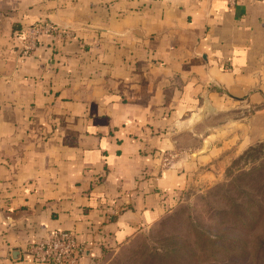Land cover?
<instances>
[{
	"label": "crops",
	"instance_id": "crops-1",
	"mask_svg": "<svg viewBox=\"0 0 264 264\" xmlns=\"http://www.w3.org/2000/svg\"><path fill=\"white\" fill-rule=\"evenodd\" d=\"M38 21L72 35L23 55ZM263 141L264 0H0V264H100Z\"/></svg>",
	"mask_w": 264,
	"mask_h": 264
},
{
	"label": "rangeland",
	"instance_id": "rangeland-1",
	"mask_svg": "<svg viewBox=\"0 0 264 264\" xmlns=\"http://www.w3.org/2000/svg\"><path fill=\"white\" fill-rule=\"evenodd\" d=\"M100 264H264V141Z\"/></svg>",
	"mask_w": 264,
	"mask_h": 264
},
{
	"label": "built area",
	"instance_id": "built-area-1",
	"mask_svg": "<svg viewBox=\"0 0 264 264\" xmlns=\"http://www.w3.org/2000/svg\"><path fill=\"white\" fill-rule=\"evenodd\" d=\"M229 2L235 3L236 0ZM71 35L67 27L46 21L22 27L14 34L23 55L34 50L43 36L62 38ZM27 250L34 260L42 264H80L82 258L89 253L90 247L80 243L70 230L58 228L31 242Z\"/></svg>",
	"mask_w": 264,
	"mask_h": 264
},
{
	"label": "trees",
	"instance_id": "trees-1",
	"mask_svg": "<svg viewBox=\"0 0 264 264\" xmlns=\"http://www.w3.org/2000/svg\"><path fill=\"white\" fill-rule=\"evenodd\" d=\"M20 29V28H19Z\"/></svg>",
	"mask_w": 264,
	"mask_h": 264
}]
</instances>
